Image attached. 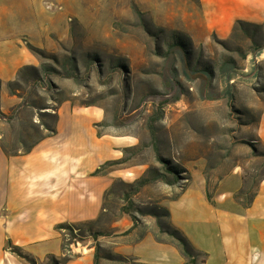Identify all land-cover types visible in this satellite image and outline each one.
<instances>
[{
	"label": "rangeland",
	"instance_id": "1",
	"mask_svg": "<svg viewBox=\"0 0 264 264\" xmlns=\"http://www.w3.org/2000/svg\"><path fill=\"white\" fill-rule=\"evenodd\" d=\"M198 9V0H0L1 48L18 49L21 40L37 59L30 65L56 69L43 73L40 83L28 71L16 94L8 82L19 70L12 79L0 77V110L24 121L31 117L27 104L52 103L51 96L62 97L60 89L73 106L102 109L99 133L126 142V161L105 168L113 176L99 217L64 228V255L39 264H63L77 254L75 246L88 242L98 264H134L133 258L118 260L117 241L151 235L173 244L172 214L190 211L188 229L196 232L204 204L218 210L222 225L230 224L233 203L243 205L257 191L264 179L258 133L264 57L256 53L264 46V26L246 23L227 39L195 40L190 16L195 19ZM16 131L0 122V133ZM144 175L150 181L137 190ZM190 241L198 262L208 259Z\"/></svg>",
	"mask_w": 264,
	"mask_h": 264
},
{
	"label": "crops",
	"instance_id": "2",
	"mask_svg": "<svg viewBox=\"0 0 264 264\" xmlns=\"http://www.w3.org/2000/svg\"><path fill=\"white\" fill-rule=\"evenodd\" d=\"M198 7L195 19L190 16L189 31L195 40L205 41L211 35L227 39L239 21L264 26V0H198ZM1 20L2 16L0 24ZM21 42L18 49L0 46L1 78L12 79L20 67L36 64L35 55ZM258 56L264 57V46ZM103 119L100 108L65 102L59 108L55 134L28 153L9 156L0 149V264H29L8 241L37 264L50 255L59 259L64 255L63 229L57 226L99 217L113 175L95 171L106 161L121 158L126 144L124 137L99 134L96 124ZM258 133L264 142V115ZM234 203L231 223L223 225L214 206L199 207L196 232L188 229L190 211L172 216L183 233L208 253L205 264H264V179L250 205ZM153 237L117 241L115 251L133 258L134 264H187L176 245ZM73 251L77 254L63 264H95L92 242L80 243Z\"/></svg>",
	"mask_w": 264,
	"mask_h": 264
},
{
	"label": "trees",
	"instance_id": "3",
	"mask_svg": "<svg viewBox=\"0 0 264 264\" xmlns=\"http://www.w3.org/2000/svg\"><path fill=\"white\" fill-rule=\"evenodd\" d=\"M244 24L246 23L239 21L237 25L235 26V29L238 26L244 25ZM28 46L29 48L33 49L30 44ZM42 69L43 70L39 69L36 66H32V65H25L21 67L18 71L17 78L8 82V87L10 91L13 94H16L15 89H21L23 87L21 80L23 78L24 81H27L23 76L24 74H27V72L30 70L32 72L31 73L32 76H34L35 74V82L37 83H40L39 81L43 79V73L46 74L48 72L50 73L51 71H56L55 68L49 67L45 65L44 63L42 64ZM223 70L227 71L228 80L231 79V77H233L232 74L228 72V68H225L224 66ZM41 72H42V75H41ZM205 72L208 74H211L208 71H205ZM208 74H204V76L207 77ZM1 85H2V82L0 80V89H1ZM49 85H50L49 89H51V87L53 86L50 80H49ZM57 91H58L57 96L62 95V97L54 98L55 95L51 96L52 103L39 104V103L31 102L27 104L28 108L30 109L31 117H29V119H26L24 121L22 117L20 116V114H18L17 112L16 113L14 112L13 114L9 115L0 110V122L3 124H6L7 126H10V128L15 127L17 129L14 135L12 134L6 135L5 133H2V132L0 133V147L4 151L5 154L11 156V155H19V154L28 153L44 138L51 136L57 132V123L59 119V108L63 102L70 100V98L63 96V93L62 91H60V89H58ZM35 92H36V95L39 96L38 94L39 92L36 89H35ZM99 124H96V125H99ZM127 150L128 148H125V151ZM125 161H126V157H123L117 160L106 161L103 165H101L95 171V174L105 172L106 170L105 168L109 165L119 164ZM149 181H150V178H148L146 175L142 176L135 183L137 187L136 189L140 190L141 187L147 184ZM130 185H134V184H130ZM256 192L257 191L254 192L252 197L246 203H243V206H248L251 204ZM106 197L107 195L105 194V198ZM164 210L166 212L165 216L169 217L170 215L169 209L164 207ZM159 225H162V223L159 222ZM74 226L75 224L61 223L57 226V228L64 229V228H72ZM160 227H161V231L166 232V230H164L162 226ZM172 229L173 231L171 233H168V232L166 233L172 236L173 240H171L170 242L176 245L180 249L183 257L187 259V264H205L207 262V259H204L201 263L198 262L196 258L198 254L194 252L196 249L193 246L190 239L183 233V231L175 225H172ZM92 235L93 237H98L99 235H102V233H92ZM157 240L159 242H164L163 240H160V239H157ZM7 244L9 247H11L14 250V252H16L19 255H22L20 247L13 245L11 241H8ZM205 254L207 255V253ZM127 259L129 258L124 257L122 255H118V260L120 261H126ZM95 264H98L97 254L95 255Z\"/></svg>",
	"mask_w": 264,
	"mask_h": 264
}]
</instances>
